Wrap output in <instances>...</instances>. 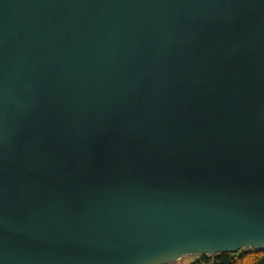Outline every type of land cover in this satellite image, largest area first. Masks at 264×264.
<instances>
[{"label": "water", "instance_id": "water-1", "mask_svg": "<svg viewBox=\"0 0 264 264\" xmlns=\"http://www.w3.org/2000/svg\"><path fill=\"white\" fill-rule=\"evenodd\" d=\"M264 251V0H0V264Z\"/></svg>", "mask_w": 264, "mask_h": 264}, {"label": "trees", "instance_id": "trees-1", "mask_svg": "<svg viewBox=\"0 0 264 264\" xmlns=\"http://www.w3.org/2000/svg\"><path fill=\"white\" fill-rule=\"evenodd\" d=\"M192 264H264V251H239L235 254L201 255L197 262Z\"/></svg>", "mask_w": 264, "mask_h": 264}, {"label": "rangeland", "instance_id": "rangeland-1", "mask_svg": "<svg viewBox=\"0 0 264 264\" xmlns=\"http://www.w3.org/2000/svg\"><path fill=\"white\" fill-rule=\"evenodd\" d=\"M199 258L200 256L198 255L186 256L179 261L168 263V264H192L194 262H197Z\"/></svg>", "mask_w": 264, "mask_h": 264}, {"label": "bare ground", "instance_id": "bare-ground-1", "mask_svg": "<svg viewBox=\"0 0 264 264\" xmlns=\"http://www.w3.org/2000/svg\"><path fill=\"white\" fill-rule=\"evenodd\" d=\"M186 257V256H185ZM184 258V257H183Z\"/></svg>", "mask_w": 264, "mask_h": 264}]
</instances>
